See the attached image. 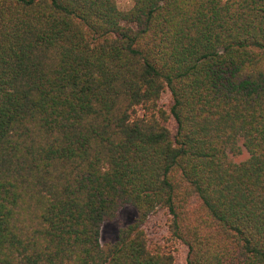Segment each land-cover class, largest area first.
<instances>
[{
	"label": "trees",
	"instance_id": "obj_1",
	"mask_svg": "<svg viewBox=\"0 0 264 264\" xmlns=\"http://www.w3.org/2000/svg\"><path fill=\"white\" fill-rule=\"evenodd\" d=\"M160 211L264 264V0H0V264H175Z\"/></svg>",
	"mask_w": 264,
	"mask_h": 264
},
{
	"label": "rangeland",
	"instance_id": "obj_2",
	"mask_svg": "<svg viewBox=\"0 0 264 264\" xmlns=\"http://www.w3.org/2000/svg\"><path fill=\"white\" fill-rule=\"evenodd\" d=\"M123 10H128L133 0H118ZM169 94H165L164 103H168ZM248 158L246 151L241 156L233 157L234 161L241 162ZM137 218V212L134 207L126 206L118 214L114 221L104 223L101 233V243L105 246L107 243H114L117 240L119 230L132 224ZM167 215L164 211H160L153 215L149 220L146 230L150 236L153 248H162L165 251L173 253L175 264H187V248L177 241L169 240Z\"/></svg>",
	"mask_w": 264,
	"mask_h": 264
}]
</instances>
